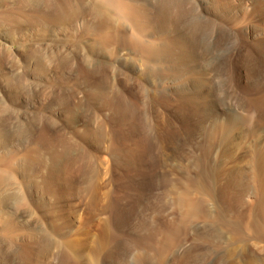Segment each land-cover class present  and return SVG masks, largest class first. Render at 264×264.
Returning <instances> with one entry per match:
<instances>
[{
	"label": "rangeland",
	"instance_id": "obj_1",
	"mask_svg": "<svg viewBox=\"0 0 264 264\" xmlns=\"http://www.w3.org/2000/svg\"><path fill=\"white\" fill-rule=\"evenodd\" d=\"M96 2L0 0V264H264V0H187L163 58Z\"/></svg>",
	"mask_w": 264,
	"mask_h": 264
},
{
	"label": "bare ground",
	"instance_id": "obj_2",
	"mask_svg": "<svg viewBox=\"0 0 264 264\" xmlns=\"http://www.w3.org/2000/svg\"><path fill=\"white\" fill-rule=\"evenodd\" d=\"M96 4L98 8L103 9L106 13L111 14L112 16H115L118 24L121 27L124 26H129L131 27L135 32L129 37V40L134 43L141 45L148 53V57H152L151 55L159 54H165L169 50V46L172 45L170 42H175L177 38H179L177 35L178 33V26H179V16H193L195 14V10L192 8L190 9H185L184 12H182L187 0H157L154 3V9L155 12H153L152 8V3H150V0H140V1H133V0H96ZM200 5V4H199ZM111 17V16H110ZM189 18V17H188ZM159 24L156 27H160L161 30L160 33H155L156 35H159L158 38V43H152V42H144L143 38L147 37H153L154 35L149 34L148 32L150 31L149 26L153 23ZM198 23V22H197ZM197 23H193V25L197 26ZM190 24V23H189ZM181 25V24H180ZM208 25V24H207ZM199 26V25H198ZM206 27V26H205ZM153 29V28H152ZM157 29V28H156ZM180 29V28H179ZM200 30V29H199ZM123 31V30H122ZM181 31V29H180ZM124 32V31H123ZM154 32V31H153ZM158 32V31H157ZM128 35V33H126ZM124 33V35H126ZM192 34V33H191ZM123 36V35H122ZM192 38V37H191ZM124 40V39H123ZM178 40V39H177ZM177 42V41H176ZM188 43V42H186ZM195 43V41H194ZM125 44V42H124ZM170 44V45H169ZM178 44V43H177ZM193 44V42L191 43ZM175 45V44H174ZM173 45V46H174ZM195 45V44H194ZM177 46V45H176ZM175 47V46H174ZM174 47H171V49ZM179 46H177L178 48ZM193 50L195 49L194 46L192 47ZM190 51H193L192 49H188ZM176 51V50H175ZM194 52V51H193ZM192 52V53H193ZM170 54L173 53L172 51L169 52ZM177 53V52H176ZM150 54V55H149ZM168 54V53H167ZM169 54V56H170ZM175 54V53H174ZM172 55V54H171ZM192 55V54H191ZM194 55V54H193ZM164 56V55H163ZM167 56V55H166ZM168 56V57H169ZM174 56V55H173ZM177 56V54H176ZM155 57H158L157 55ZM162 57V55L160 56ZM167 57V58H168ZM180 57V55H179ZM159 58V57H158ZM163 58V57H162ZM161 58V59H162ZM160 59V58H159ZM170 59V58H168ZM172 59H175L173 57ZM156 60V59H155ZM177 60V59H176ZM190 60V59H189ZM135 62V61H134ZM136 63V62H135ZM158 69V68H157ZM163 70V69H162ZM155 71V70H154ZM229 95V94H228ZM261 95V94H260ZM183 101V100H182ZM167 103V102H166ZM170 105V104H169ZM168 106V105H167ZM259 158V157H258ZM2 172V171H0ZM4 172V171H3ZM2 172V174H3ZM0 174V183L1 180L6 179L4 178V175ZM10 174V173H7ZM4 178V179H2ZM9 178V175H8ZM215 178V177H214ZM208 179V178H207ZM8 180V179H7ZM215 180V179H214ZM210 181V180H209ZM2 182V184H3ZM212 184V183H211ZM1 185V184H0ZM190 206V205H189ZM257 208V207H256ZM196 210L195 205L191 206L189 208V212L194 213ZM199 210V209H198ZM255 211V210H254ZM197 214V213H196ZM262 214V213H261ZM188 215V214H187ZM186 215V216H187ZM221 216V215H220ZM224 217V216H223ZM221 219V218H220ZM254 219V218H253ZM226 220V219H225ZM221 220V224H224L228 228H232L234 233L236 232L237 236L243 237V230L241 227H238L237 225L239 224L238 222H233L230 223L229 221ZM256 220V219H255ZM188 221V220H187ZM218 221V220H217ZM263 221V222H262ZM246 222V221H245ZM219 223V222H218ZM186 224V223H183ZM245 224V223H244ZM249 224V223H248ZM241 226V225H240ZM248 226V225H246ZM187 227V226H186ZM250 227L253 230V235L258 238H264V219H261L256 222H251ZM249 228V226H248ZM231 229V230H232ZM250 229V230H252ZM7 231V229H6ZM252 232V231H251ZM2 235V233H1ZM3 236L9 238L11 241L16 239V235L14 236L12 232L7 231L6 233L3 232ZM36 240V239H35ZM168 241L166 242L167 245L172 243V239L170 240L167 239ZM166 241V240H165ZM177 242V241H175ZM239 242V241H238ZM32 243V241H31ZM33 245V244H31ZM55 243H50L48 247H54ZM27 246V245H26ZM36 246V244H35ZM61 246V245H60ZM29 247V246H27ZM33 247V246H32ZM58 247V245H57ZM64 247V246H63ZM176 247V246H175ZM175 247L173 250H175ZM35 248V247H34ZM66 248V247H65ZM70 248V247H68ZM165 248V247H164ZM166 249V248H165ZM164 249V250H165ZM235 249V248H234ZM64 250V249H63ZM62 250V251H63ZM53 251V249L51 250ZM55 251V250H54ZM31 252V251H30ZM66 253V252H65ZM75 253V252H74ZM166 253V252H165ZM164 253V254H165ZM175 253V252H173ZM255 253V252H254ZM54 254V253H53ZM67 254V253H66ZM75 255V254H74ZM79 255V253L77 254ZM76 255V258H77ZM71 256V255H70ZM41 257V256H40ZM88 257V256H87ZM75 258V257H74ZM73 258V259H74ZM75 258V259H76ZM72 259V261H73ZM252 261V260H251ZM99 262V261H98ZM97 263V261H96ZM95 263V264H96ZM101 263V262H100ZM179 263V262H178Z\"/></svg>",
	"mask_w": 264,
	"mask_h": 264
}]
</instances>
